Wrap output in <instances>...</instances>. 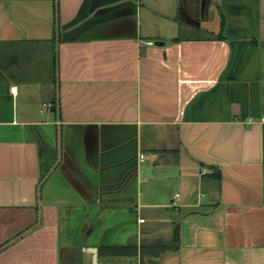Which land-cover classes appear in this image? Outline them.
Masks as SVG:
<instances>
[{
  "label": "crops",
  "instance_id": "crops-1",
  "mask_svg": "<svg viewBox=\"0 0 264 264\" xmlns=\"http://www.w3.org/2000/svg\"><path fill=\"white\" fill-rule=\"evenodd\" d=\"M263 117L264 0H0V264H264Z\"/></svg>",
  "mask_w": 264,
  "mask_h": 264
},
{
  "label": "trees",
  "instance_id": "trees-1",
  "mask_svg": "<svg viewBox=\"0 0 264 264\" xmlns=\"http://www.w3.org/2000/svg\"><path fill=\"white\" fill-rule=\"evenodd\" d=\"M175 41L178 42L179 39H175ZM174 241H177V242L180 241V238H179V235H178V234L175 235V237H174ZM158 250H159V249H158ZM142 252H143L144 255L148 254L149 252H152V253L154 254V257H158V256L161 254L162 250L160 249V250L157 252V251L155 250V246H153V247H151V248L144 247ZM142 264H145V263H142Z\"/></svg>",
  "mask_w": 264,
  "mask_h": 264
},
{
  "label": "water",
  "instance_id": "water-1",
  "mask_svg": "<svg viewBox=\"0 0 264 264\" xmlns=\"http://www.w3.org/2000/svg\"><path fill=\"white\" fill-rule=\"evenodd\" d=\"M164 44H165V43H163V42H158V43H156V45H158V46H164ZM93 253H95V249H94ZM94 255H95V254H94Z\"/></svg>",
  "mask_w": 264,
  "mask_h": 264
},
{
  "label": "built area",
  "instance_id": "built-area-1",
  "mask_svg": "<svg viewBox=\"0 0 264 264\" xmlns=\"http://www.w3.org/2000/svg\"><path fill=\"white\" fill-rule=\"evenodd\" d=\"M149 44H154V43L150 42ZM47 106H48V108H51L53 106V104H48ZM262 121L264 122V117L262 118Z\"/></svg>",
  "mask_w": 264,
  "mask_h": 264
}]
</instances>
